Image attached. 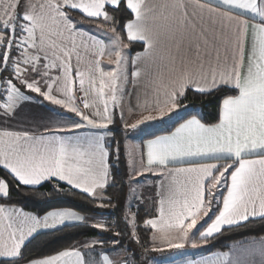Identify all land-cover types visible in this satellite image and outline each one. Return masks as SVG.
<instances>
[{"label": "snow or ice", "instance_id": "obj_1", "mask_svg": "<svg viewBox=\"0 0 264 264\" xmlns=\"http://www.w3.org/2000/svg\"><path fill=\"white\" fill-rule=\"evenodd\" d=\"M132 44L143 50L132 56ZM125 96L137 101L127 119ZM190 100L215 102L214 122L189 112ZM45 101L63 111L22 115ZM117 114L125 133L174 115L178 126L143 149L125 141L124 230L90 227L126 236L144 253L210 252L181 264H264V235L209 248L257 224L264 233V0H0V264H140L118 239L36 254L41 230L89 220L72 208L33 214L13 201L55 179L57 194L114 207L107 189L117 184L121 142L106 137ZM146 174L160 179L144 242L131 204L145 199L137 187Z\"/></svg>", "mask_w": 264, "mask_h": 264}, {"label": "trees", "instance_id": "obj_2", "mask_svg": "<svg viewBox=\"0 0 264 264\" xmlns=\"http://www.w3.org/2000/svg\"><path fill=\"white\" fill-rule=\"evenodd\" d=\"M128 50L129 53H131L132 55L142 51L143 49L138 44H132ZM204 104L208 106L203 107L198 101L195 103H193L191 100L189 101V107H192L197 111L201 112V118L204 121L209 123L214 122V118L216 115L215 102L209 103L208 101H205ZM111 131L113 135L111 136L108 145H112L113 139L118 140L122 143V134L118 129H116L114 125L111 126ZM113 174L116 177L117 184L115 188L110 186L107 189V192L112 197V203L115 205L114 207H108L103 209L98 208L96 207V205L90 204L88 202V199L90 198H85L86 194L82 193L76 196L64 195L63 193L57 194L54 190V184L56 183V181H48L38 186L36 189H28L18 195H14L13 201L17 204V206L33 214L43 215L46 211H51L55 208H72L73 210L79 212L81 215L84 216L106 217V220L108 222H115L113 223L114 228L118 226V230L123 231L122 225L124 223L122 219V201L124 199L125 192L124 178L126 175V168L122 162V158H120L119 161V168L113 169ZM0 175H3L2 170H0ZM67 187L68 186H65V188ZM154 213L155 210H151V212L149 213L146 212L145 209L138 208L137 222L141 225L139 229V235L141 237V240L144 242H147L149 240V236L147 230L143 228V221L145 219L152 218L154 216ZM259 229L260 225L257 224L254 226L253 229L241 230V233H227L225 236L221 237L220 240L215 242L214 247L210 245L209 248L211 249V251H227L229 247L234 243V241L244 239L243 233L245 232H248L251 235H264V233H261ZM88 239H104L108 241L110 239H118V237L112 236L111 232L102 233L97 229L91 228L89 225H68L60 230H52L48 232L39 233L37 239L31 245L30 250L36 254H47L57 249L65 248L70 245H75L78 241L81 242L83 240ZM106 247L113 246L111 245V243H108ZM116 247L118 248L119 245H117ZM135 248V253L139 257H141V255L143 254H150V252L144 253L138 245H135ZM199 254L209 255L210 252L207 249H200ZM140 264H143L141 260Z\"/></svg>", "mask_w": 264, "mask_h": 264}, {"label": "rangeland", "instance_id": "obj_3", "mask_svg": "<svg viewBox=\"0 0 264 264\" xmlns=\"http://www.w3.org/2000/svg\"><path fill=\"white\" fill-rule=\"evenodd\" d=\"M105 40L107 42V37H105ZM127 51V50H126ZM107 62H104V67L107 69ZM126 98V96H125ZM125 98H124V112H125V118H129V114H127V112L125 111ZM119 110H117L118 113ZM189 112H193V111H197L196 109L189 107L188 108ZM184 113H181V115H183ZM118 120V122H117ZM176 123L175 120V115L173 117L172 121H168L167 118L165 121L161 122V121H157V122H153L150 123L148 125H144L142 126L141 129H138L136 131H128L127 133H125L124 129H123V125L120 121L119 115L117 114L116 116V121L113 124L116 129H118L121 134H122V143H121V158H122V162L125 165L126 168V175L124 178V182H125V192H124V199L122 201V219H123V212L125 210L126 204H127V195H128V186H127V182H128V167H127V158L126 155L123 151V144L125 143V141L127 140V142L130 143H135L138 144L139 140L147 135L153 134L157 131H161V130H165L166 128H170L173 124ZM111 128V126H110ZM138 180L141 182V186L137 187V192L140 194H143L145 196V199L141 202V201H133L131 204V208L133 211H137V208H142L145 209L146 212H151V210H155L156 205L153 203V201L156 199L155 197V188H156V177L152 176L151 174H146L143 177H139ZM89 220V226L92 222L95 221H102L105 223H108L110 226H113L112 222H108L106 220V217H102V216H88L87 217ZM124 223V222H123ZM199 228V226H198ZM98 230V229H97ZM122 230H124V224L122 225ZM195 231V230H194ZM118 239H121V241H123L125 243V245L127 247L132 248L134 251H136L135 248V243L130 241L128 239V237L126 236H122V237H118ZM112 248V247H111ZM199 250H192V249H187L186 252L184 254L181 253H153L150 252L149 255L147 254H143L141 255V261L143 262V264L146 263V261L148 260H152L154 258V264H165L168 259H178L181 257H192L193 255L197 254ZM113 259L116 260H120L122 259V257H118V256H113Z\"/></svg>", "mask_w": 264, "mask_h": 264}, {"label": "crops", "instance_id": "obj_4", "mask_svg": "<svg viewBox=\"0 0 264 264\" xmlns=\"http://www.w3.org/2000/svg\"><path fill=\"white\" fill-rule=\"evenodd\" d=\"M85 27H88V26H85ZM103 39H105V37H103ZM127 51L129 52L128 49H127ZM135 54H132V56H134ZM110 67H111L110 65H107V68H110ZM28 95H31V96L35 97L34 93H29ZM35 99L40 100L42 98L35 97ZM136 103H137V101H136L135 97L129 98L128 96H126V98H125V108H126V110L125 111L127 112V114H128V111H127L128 107L129 106L135 107ZM53 109H55L56 111H63V110H60V109H56L55 106L48 104V102H46V101L43 102V104L30 103V104L25 106V109H24V112L22 113V115L30 114V115H35L37 118H39V117L47 118V117H49L51 115V110H53ZM64 115L66 117L72 116V114H70V113H64ZM45 122H49L50 123L51 121L45 120ZM117 122H118V120H117ZM179 122H183V121L181 120ZM175 126H178L177 122L175 123ZM11 127L17 128V127H19V125L13 124V125H11ZM24 127H26L28 130H33L32 125H30V124H25ZM173 130H174V127L172 125L170 128H166L165 130L157 131V132H155L153 134L144 136V137H142L139 140L138 144L140 145L141 149H143L144 144H146V142L149 139H154L155 137L160 136V135H167V134H169L170 131H173ZM36 131L43 132V127L42 126L39 127L38 129H36ZM84 131H86V130H80V132H78L76 134H78V135L79 134H83ZM167 131H169V132H167ZM62 135H67V134H62ZM110 139H111V136L110 137H106V143L107 144L109 143ZM159 179H160L159 177H156L157 182L159 181ZM53 181H55V179H53ZM45 182H48V181H45ZM60 183H62V182H60ZM155 215H156V213H154V216ZM85 217H88V216H85ZM207 219L208 218L206 217L205 220H207ZM204 223H205V221H201V224H204ZM198 226L200 227V225H198ZM48 231H52V230H41L40 233L48 232ZM88 240H94V239H88ZM83 241H86V240H83ZM83 241H81V242H83ZM107 248L111 249V247H107ZM200 256L201 255L199 254V251H198L197 254L193 255L192 257H184L183 256V257L178 258L176 260L175 259H168V261L165 264H181V262L183 260H185V259H189V258L199 259Z\"/></svg>", "mask_w": 264, "mask_h": 264}]
</instances>
